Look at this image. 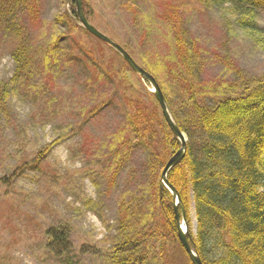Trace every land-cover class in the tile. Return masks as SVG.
Segmentation results:
<instances>
[{
    "label": "rangeland",
    "instance_id": "1",
    "mask_svg": "<svg viewBox=\"0 0 264 264\" xmlns=\"http://www.w3.org/2000/svg\"><path fill=\"white\" fill-rule=\"evenodd\" d=\"M84 1L95 28L162 78L174 115L185 124L192 116L190 96L212 107L229 88L236 94L242 86L264 83V49L226 11L230 4H245L264 33V0ZM67 2L36 0L35 19L19 15L31 76L6 91V111L0 110V264H60L42 244L44 230L62 223L72 229L76 252L82 244L101 251L79 256L78 264H112L123 257L113 252L125 241L121 220L128 219L127 233L142 245L158 225L149 148L135 147L123 163L108 160L116 141L127 135L129 97L133 93L148 104L153 89L105 44L67 20ZM179 43L189 59L184 69L177 66ZM14 49L15 41L0 32V93L14 76ZM114 66L122 69L127 85L110 71ZM152 245L148 242L141 255L151 257Z\"/></svg>",
    "mask_w": 264,
    "mask_h": 264
},
{
    "label": "trees",
    "instance_id": "2",
    "mask_svg": "<svg viewBox=\"0 0 264 264\" xmlns=\"http://www.w3.org/2000/svg\"><path fill=\"white\" fill-rule=\"evenodd\" d=\"M82 2L83 13L89 21L85 11L87 3L84 0ZM67 3L70 5L71 17L66 19L76 24L83 34L91 36L78 25L74 0H68ZM226 11L237 26L264 49V33L256 12L245 4H230ZM23 14L35 19L36 0H0V32L15 41L12 58L16 65L11 82L0 93L1 111H6V91L31 76L28 37L19 23V15ZM108 49L131 71L114 50ZM176 49L177 66L184 69L189 64L188 56L182 52L180 43ZM143 69L163 87L161 91L171 117L187 138L186 154L168 172L167 180L177 191L184 207L189 246L202 264H264V83L242 86L236 94H230L229 88L228 95L212 107L201 105L195 97L190 96L192 116L186 119L188 124H185L178 114L174 115L169 88L162 78L155 77L150 69ZM110 71L119 81L128 84L120 67L114 66ZM107 73L110 78L111 73ZM131 87L133 89L134 85L131 84ZM148 94L152 99L148 104H140L133 93L129 97L126 104L129 117L124 122L127 135L124 140L116 141L117 145H113L108 160L118 158L119 163H123L135 147L145 145L149 148L150 198L158 213V225L142 245L130 238V232L127 233L128 219L121 220L120 229L125 241L116 245L113 252L123 257L112 264L151 261L160 264H192L178 239L176 216L181 215L180 207L175 213L172 196L160 181L162 169L179 150L180 143L170 131L154 95ZM192 129L200 135L195 137ZM16 171L17 168L12 175ZM11 176L2 181L9 182L14 177ZM191 208L196 221L195 233L190 228ZM71 232L68 223L48 226L43 233L44 251L60 264H78L79 256L101 252L88 244H82L76 252ZM148 242L154 244L151 249L155 252L151 257L141 255L147 249Z\"/></svg>",
    "mask_w": 264,
    "mask_h": 264
},
{
    "label": "water",
    "instance_id": "3",
    "mask_svg": "<svg viewBox=\"0 0 264 264\" xmlns=\"http://www.w3.org/2000/svg\"><path fill=\"white\" fill-rule=\"evenodd\" d=\"M75 2V11L76 16L79 22V25L81 28H83L86 32L91 34L96 39L100 40L104 44H106L109 48L114 50L130 67V69L140 77H142L145 81H147L151 87H152V93L154 94L157 102L160 105V108L162 110L163 116L171 130V132L177 137V139L180 141V149L175 153L166 163L165 167L163 168L160 176L161 183L164 185V187L169 191V193L172 196L173 201L176 203L174 204V211L177 213V207H180L181 210V218H182V225H180L179 217L176 216L177 224H178V238L183 246L185 252L189 256L192 264H202L197 254L191 249V247L188 244L187 241V233H188V223L186 220V214L184 207L181 203L180 197L177 193V191L169 184L167 180L168 172L173 168L174 165H176L182 158H184L186 153V139L184 135L179 132L177 126L173 122L165 99L162 95V92L157 84V82L154 80V78L147 73L145 70H143L141 67H139L133 59L128 55V53L118 44L113 42L111 39H109L107 36H105L103 33L98 31L95 27H93L86 19V17L83 14L82 10V0H74Z\"/></svg>",
    "mask_w": 264,
    "mask_h": 264
}]
</instances>
